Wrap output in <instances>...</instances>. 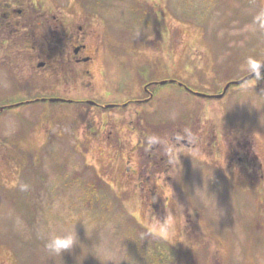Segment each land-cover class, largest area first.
I'll list each match as a JSON object with an SVG mask.
<instances>
[{"label":"rangeland","instance_id":"374dc122","mask_svg":"<svg viewBox=\"0 0 264 264\" xmlns=\"http://www.w3.org/2000/svg\"><path fill=\"white\" fill-rule=\"evenodd\" d=\"M56 2L94 61L49 79L47 95L79 103L48 98L1 113L0 136L13 138L25 124L31 135L16 146L0 140V264H264V76L220 98L161 84L174 78L217 94L249 73V58L264 61V0ZM2 67L0 104L29 98L11 95ZM145 86L157 92L138 101L149 95ZM87 99L124 105L96 109ZM182 133L197 145L171 139ZM138 134L163 144L164 156H127ZM26 154L24 175L39 171L45 182L19 174ZM90 163L103 188L91 186ZM21 183L39 184V196L10 188ZM169 213L176 224L168 238L141 235L150 218ZM65 227L80 243L48 255L45 238Z\"/></svg>","mask_w":264,"mask_h":264},{"label":"flooded vegetation","instance_id":"af4514ba","mask_svg":"<svg viewBox=\"0 0 264 264\" xmlns=\"http://www.w3.org/2000/svg\"><path fill=\"white\" fill-rule=\"evenodd\" d=\"M57 5L58 2H56V0H0V64H3L2 68L9 73L10 83L15 87V89L11 91V95L12 93L15 94V92H21L24 96H33L32 98L21 99L17 102L0 104V119L1 113L5 109L8 110L19 104L30 103L35 100L57 98L61 99L59 102L79 103V101L75 99L65 98L63 94L47 95V93L51 91L49 90L50 77L55 75L64 79L66 76L69 77L74 75L77 70L80 71L83 66L94 61V56L87 52V43L85 41L77 43L81 37H84L81 35L82 33L78 30L77 32L76 29H73L71 34L66 32L65 17L60 15V13L56 14L54 12ZM57 15L60 17H57ZM51 21H57L56 25L55 23L50 24ZM71 24H73L72 21ZM80 28H82V26H80ZM50 36L54 37V40H50ZM56 37L58 38L57 40H55ZM25 65H27V67ZM25 68L40 70L41 76L39 78L32 76V78L30 77L22 80L19 78V70L24 72ZM172 80L173 79H171V82ZM153 83L156 84L157 81L154 80ZM144 89L149 95L147 98L138 99V101H149L157 92L156 89L151 90L148 86H145ZM91 100L92 99H87L85 101L90 103ZM81 102L84 101L82 100ZM91 104L96 109L119 108L124 105V103L119 104L118 102H111L103 105L97 101ZM75 106H80V104H75ZM80 107L83 108V106ZM134 128L136 129V126H134ZM20 129L19 132L13 133V138L0 136V140L4 142V145H18L19 142L24 140L27 136L29 138L31 135L30 125L25 124L24 126H20ZM103 130H101L102 132L100 133L94 131V135L100 137L102 135L101 133L104 134L105 130ZM184 131L187 132L186 129H184L183 132ZM112 133L113 130H110L108 138H111ZM188 134L189 133H182L179 138L174 136L171 137V139L173 138L177 145L182 143L189 147H195L197 145V143H194L195 140L191 142L193 139H186ZM62 135L63 134L59 133L54 141L60 142V136ZM197 139H199V141L202 140L200 138ZM134 143L135 144L130 150L127 149V156H138V159H140V156H154V161L156 156H164L162 153L165 148L162 147L163 144L157 143L156 140L155 142H149V138H144V136L138 134ZM107 145L114 148L116 150L115 153L119 150L113 140H109ZM16 148H14L16 151L15 156H21L22 154L18 155ZM113 154V152H109L108 156H113ZM25 156L26 161L24 162L22 159L23 162L20 164V167L27 166V168H19V174H23L22 178L29 177L30 183L33 179L45 182L47 180L45 173L40 174L39 171H34L33 173L30 172L24 175L25 170L29 169L27 164L32 157L28 154ZM34 158L38 160V156ZM62 165L63 164H61L60 169L64 168ZM52 166L54 167V164ZM30 176H32V180ZM77 177L79 178V175ZM37 185L32 186L28 192L38 193L36 195L38 197L40 194V186ZM10 188L15 192L20 191V188L17 186Z\"/></svg>","mask_w":264,"mask_h":264},{"label":"clouds","instance_id":"9594fccd","mask_svg":"<svg viewBox=\"0 0 264 264\" xmlns=\"http://www.w3.org/2000/svg\"><path fill=\"white\" fill-rule=\"evenodd\" d=\"M246 64V70L249 73H255L256 79H260L262 76V69H264V61H258L252 57L246 61ZM19 188L21 191H28L29 185L26 183H21L19 184ZM175 224L176 216L171 213H169L163 220L158 217H152L145 225L144 232L141 235L162 237L166 239L169 237L170 232L174 231ZM79 243L80 241L76 230L65 227L58 233L49 234L45 238L44 248L48 255L61 257L64 252L73 250Z\"/></svg>","mask_w":264,"mask_h":264},{"label":"water","instance_id":"95a60500","mask_svg":"<svg viewBox=\"0 0 264 264\" xmlns=\"http://www.w3.org/2000/svg\"><path fill=\"white\" fill-rule=\"evenodd\" d=\"M254 76H255V73H250V74L246 75V76H245L244 78H242V79L234 80V81H232V82H229V83H227L226 86L224 87L223 92H222V93H219V94H216V95H208V94L200 93V92H197V94H198V95H201V96H215V97L220 98V97H223V96L225 95L227 89L230 87V85H231L232 83H233V84H241V83H243L245 80H248V79H250V78H252V77H254ZM162 83H165V81H163ZM52 100L55 101V100H59V99H57V98H52Z\"/></svg>","mask_w":264,"mask_h":264},{"label":"trees","instance_id":"16d2710c","mask_svg":"<svg viewBox=\"0 0 264 264\" xmlns=\"http://www.w3.org/2000/svg\"><path fill=\"white\" fill-rule=\"evenodd\" d=\"M67 16H68V15H67ZM67 16H66V18H65V30H66V32H67L68 34H71L72 31H73L72 28L70 27V26H71V21H72V20H70ZM53 23H55V25H56L57 21H54V22L51 21V22H50V24H53ZM67 36H68V35H67ZM57 39H58V38L56 37L55 40H57ZM50 40H54V37L50 36ZM234 67H235V66H233L232 68H234ZM174 83H175V84L177 83L180 87H183V85L179 84L178 81H174ZM94 173H95V171H94ZM95 176L97 177V179H99V180H98L99 182H98V184H97L98 186L96 185V186H97V187H96L97 189L101 187V186H99L100 183H102L103 185H105V183L100 179V177L98 178V175H97L96 173H95ZM90 184H92V181L89 183V185H90ZM91 186L94 187V185H91Z\"/></svg>","mask_w":264,"mask_h":264}]
</instances>
